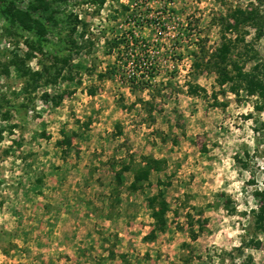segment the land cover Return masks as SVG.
<instances>
[{"label":"rangeland","instance_id":"obj_1","mask_svg":"<svg viewBox=\"0 0 264 264\" xmlns=\"http://www.w3.org/2000/svg\"><path fill=\"white\" fill-rule=\"evenodd\" d=\"M237 9L264 0H0V264H264V108L208 66Z\"/></svg>","mask_w":264,"mask_h":264},{"label":"trees","instance_id":"obj_2","mask_svg":"<svg viewBox=\"0 0 264 264\" xmlns=\"http://www.w3.org/2000/svg\"><path fill=\"white\" fill-rule=\"evenodd\" d=\"M262 21H264V15H261L257 9H237L233 14V20L223 19L222 26L225 29V33L222 36L221 46L216 50V53L212 54L209 58L208 66L213 71L216 76V82L220 87L221 91H225L226 87L231 94L236 95L240 98L241 93H245L247 97H255L259 101L256 106L258 109L264 108V62L255 64L250 71L245 70V64L241 65L239 60H234L232 58L235 49L240 43L245 42V36L239 35L240 27H246L247 25L258 26ZM74 31V30H73ZM226 33H238L235 39L226 36ZM84 42L85 36L83 38ZM72 48L80 49L77 40H72L70 42ZM117 44V43H116ZM119 45V43L117 44ZM70 61L67 60V64ZM66 64V63H65ZM109 72L100 74L99 78L104 80ZM198 89V88H197ZM196 90V89H195ZM196 93V92H194ZM95 91L91 92V95H95ZM240 100V99H239ZM119 174V173H118ZM117 174L118 181H122L121 177ZM149 171L139 172L132 184L133 191H139L143 187L144 183L149 182ZM158 197L151 198L149 200L150 204L156 202ZM159 202V201H157ZM161 206V216L168 212V204L164 197L160 200ZM256 214V223H258V228L264 231V207H261ZM199 237V232L194 231L191 234V239L196 241Z\"/></svg>","mask_w":264,"mask_h":264}]
</instances>
